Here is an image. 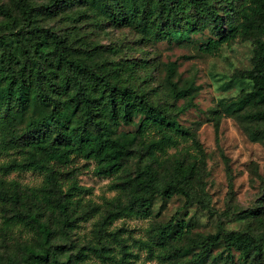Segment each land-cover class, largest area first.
Segmentation results:
<instances>
[{
  "label": "trees",
  "instance_id": "trees-1",
  "mask_svg": "<svg viewBox=\"0 0 264 264\" xmlns=\"http://www.w3.org/2000/svg\"><path fill=\"white\" fill-rule=\"evenodd\" d=\"M217 1L220 6L211 0H92L106 19L131 20L154 38L182 41L193 27L175 24L192 19L211 24L214 36L198 45L210 55L224 44L252 39L250 66L233 74L251 88L219 104L212 119L217 129L221 116L232 117L264 144V0ZM45 6L32 0L0 2V125L8 121V129L0 126V147L18 145L21 154L19 160L0 163V264H97L86 261L90 254L104 263L132 264L130 245L112 241L107 226L121 217L148 216L157 196L180 195L183 207L206 208L200 185L205 151L195 130L168 114L150 93L73 56L62 36L36 23ZM177 66L176 61L165 64L164 85L174 99H187L183 110L197 108L193 83L180 86L175 79ZM31 107L36 115L27 114ZM130 125L136 131L121 129ZM72 156L94 161L95 174L113 177L109 187L116 194L102 211L80 197L84 188L74 179L60 178L58 165ZM13 170L39 171L44 179L39 186L21 185L4 178ZM95 211L99 218L92 236L77 238V221ZM174 221L175 214L152 226L151 240L133 244L166 264H204L219 245L226 254L213 255L207 264H264V228L222 234L219 223L215 233L182 234L179 244L171 241ZM21 230L28 234L15 233Z\"/></svg>",
  "mask_w": 264,
  "mask_h": 264
},
{
  "label": "rangeland",
  "instance_id": "rangeland-1",
  "mask_svg": "<svg viewBox=\"0 0 264 264\" xmlns=\"http://www.w3.org/2000/svg\"><path fill=\"white\" fill-rule=\"evenodd\" d=\"M10 0H0L8 3ZM212 3L219 5L217 0ZM36 6H49L38 13L36 23L51 28L62 36L73 56L84 60L99 70L110 71L109 76L124 84H131L150 93V97L165 111L185 126L192 127L205 151V165L201 168V204L183 207L185 198L180 195L155 197L148 216L121 217L107 226L110 239H124L133 253L132 264H166L158 258H148L146 249L133 244L134 240H151L153 225L164 223L175 214L171 241L184 243L181 235L215 233L222 224V234L231 231L259 232L264 228V144L252 140L243 124L232 117L221 116L218 128L214 127L212 111L224 101L236 97L242 90H249L250 83L237 80L233 74L250 66L253 40L236 41L222 45L218 53L210 55L199 50L200 41L213 37L212 25H201L199 21L175 24L179 29H190L189 36L182 40L154 38L137 28L131 20L117 23L106 19L92 0H32ZM124 7V6H123ZM187 14L191 16L192 11ZM222 18V10H220ZM180 15H183L180 13ZM176 61L175 79L179 85L193 83V102L197 108L182 109L187 99H174L164 85L165 64ZM28 115H36L31 107ZM137 119V118H135ZM5 124V127H4ZM7 120L1 128L8 129ZM126 131H136L134 126H122ZM189 142L180 146L188 145ZM179 146V147H180ZM6 147V148H4ZM20 147H0V163L21 159ZM175 148L169 149L174 152ZM95 162L72 156L71 160L58 165L60 178L66 183L70 177L82 190L80 197L90 199L105 209L106 200L116 191L111 189L113 177L100 176L93 171ZM7 180L15 179L21 185L39 186L44 174L39 171L13 170L4 175ZM65 188V186H64ZM89 212L77 221L74 232L79 239L92 236L99 213ZM27 235L26 230L21 232ZM191 249L185 257H190ZM226 254L223 245L213 249L212 256ZM237 263L238 253L232 251ZM183 257H180L181 259ZM264 263V254L261 257ZM87 262L104 263L90 254ZM216 264H221L217 261ZM250 264V262L241 263Z\"/></svg>",
  "mask_w": 264,
  "mask_h": 264
}]
</instances>
